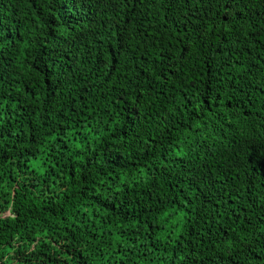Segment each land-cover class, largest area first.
Masks as SVG:
<instances>
[{
  "label": "trees",
  "instance_id": "obj_1",
  "mask_svg": "<svg viewBox=\"0 0 264 264\" xmlns=\"http://www.w3.org/2000/svg\"><path fill=\"white\" fill-rule=\"evenodd\" d=\"M0 264H264V0H0Z\"/></svg>",
  "mask_w": 264,
  "mask_h": 264
}]
</instances>
